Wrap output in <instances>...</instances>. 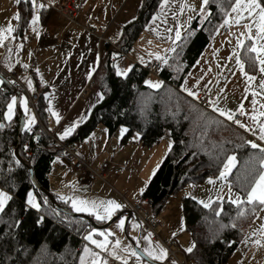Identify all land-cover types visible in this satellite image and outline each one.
I'll list each match as a JSON object with an SVG mask.
<instances>
[{
	"label": "trees",
	"instance_id": "16d2710c",
	"mask_svg": "<svg viewBox=\"0 0 264 264\" xmlns=\"http://www.w3.org/2000/svg\"><path fill=\"white\" fill-rule=\"evenodd\" d=\"M162 1L142 0L137 18L124 26L120 41L107 44V55L93 79V87L103 99L92 109L89 118L60 142L80 143L102 125L110 137L125 127L123 145L138 134L141 145L152 148L169 132L171 149L137 202L155 216L162 212L170 197L186 186H200L216 178L227 158L234 156L236 165L228 183L243 203L216 201L205 208L194 198L186 197L182 204L184 231L194 242L188 259L192 264H228L264 207L257 201L248 203L246 199L264 170L261 164L264 154L251 147L246 133L232 121L218 116L210 107H201L181 88L235 0H209L205 14L198 15L165 60L157 75L163 85L152 89L145 83L150 75L147 68L135 65L122 77L115 71L113 58L134 45ZM259 2L264 6V0ZM30 17V3L21 2L17 36L27 31ZM242 60L249 69L256 65L248 44L242 50ZM5 80L0 86V124L3 125L0 127V190L11 199L0 213V264H80L87 246L85 237L95 228L87 219L60 210L72 211V208L68 201L50 191L52 163L57 157H65L64 150L39 128L35 133L24 128L21 143L18 142L20 114L8 122L6 113L15 90L23 94L24 89L9 82L10 87ZM36 110L50 131L46 124L47 104L40 97ZM27 164L40 189L32 181ZM29 192L36 197L39 210L27 205Z\"/></svg>",
	"mask_w": 264,
	"mask_h": 264
},
{
	"label": "crops",
	"instance_id": "0c3cea01",
	"mask_svg": "<svg viewBox=\"0 0 264 264\" xmlns=\"http://www.w3.org/2000/svg\"><path fill=\"white\" fill-rule=\"evenodd\" d=\"M27 1L31 5L28 29L23 36H17L18 19L16 16H19V5ZM75 1L82 7L75 22H71L57 11L60 0H35V3L33 0H0V29L3 30L5 37L0 40V79L4 81L8 72L19 71L22 74L21 82L24 88L21 99L18 101L19 104L16 102L13 105L11 120L7 117L6 120L13 122L16 115L22 114L24 128L30 130L35 127L37 119L31 108L28 93H37L47 104L46 124L48 129L56 134V138L59 139L67 128L75 124L73 131L64 139L59 140L68 139L75 129L89 118L92 109L102 101V94L93 87V79L107 55V44L113 45L120 41L124 26L137 18L142 4V0ZM247 4L248 0H241V5L237 8L235 0L217 34L186 77L181 90L196 101L203 87L208 84L207 96L210 109L228 121L232 120H229L227 116H221L220 111L216 109L231 114L233 118L239 114L242 117L241 124L245 125L243 132L246 133L248 141L264 147V140L259 139L260 126L264 124V116L261 115L264 113V87H261L264 83V72L260 71L262 66L259 60L255 59L256 65L253 69L247 68L242 60V50L246 44L249 48L264 46V39H261L264 34L259 32V10L249 13ZM205 6L203 0H163L134 45L113 58L116 73L127 75L135 65L146 68L158 59L167 60L198 15L205 14ZM234 8L237 10L233 11ZM171 10H173L172 13H170ZM37 16L39 17L38 23L48 33L44 35L47 42L45 44H55L57 47L48 56H45L44 48H41L43 46L30 35V29L33 27L32 20ZM9 26L13 29L10 33L7 31ZM86 28H90L91 31ZM177 32L180 34L179 38H177ZM149 47L151 50L148 49ZM253 56L255 58L257 53H253ZM260 57L264 58V53H261ZM237 59L244 66L243 72ZM8 65H11V70ZM156 77L157 80L152 84L158 83L161 87L163 81L159 76L156 75ZM249 77L254 79L249 80ZM151 88L158 89L157 87ZM189 91L196 95L190 96ZM25 101H27V111ZM32 116L35 118V123L26 127L25 125ZM80 143L82 144L83 141ZM57 158L66 162L64 157ZM91 165L104 170L106 179L107 171L110 170L108 162L100 166ZM51 173L52 167L49 174L50 191ZM219 178L220 174L210 180L218 181ZM228 179L226 183L229 186ZM80 180L86 183L87 191L90 193L96 192L102 184L108 185L106 180L98 179L94 187L90 188L86 178ZM108 187L111 188L110 185ZM116 194L117 203L121 204L122 208L116 211L110 220L98 221L88 212H79L102 225L111 221L105 230L95 229L92 233L93 239L98 243H104L105 236H107V250L98 248L96 244L87 239H85V245L96 254L98 253L103 260L105 258L114 259L121 264L124 259L128 260V264H137L136 257L130 254V249L137 252L135 248L137 242H140V253L143 255L144 249L149 246L153 249H157L158 246L166 249L160 235V238H157L153 233L142 230L136 221L127 223L124 212L130 209L129 205L138 204L141 196L135 201L130 193L124 196ZM62 200L68 201L71 206L69 199ZM197 201L203 205L199 200ZM223 201L228 202L229 200ZM71 208L73 211L72 206ZM162 212L157 216L160 219ZM259 212L228 264H264V207ZM120 220L125 221L123 227L119 226ZM174 225L171 226L166 220L156 231L158 230L164 236V241L176 240L179 243L178 237L184 232V220L182 226L178 224L177 227H173ZM100 233L105 235H100ZM117 240L120 241L119 245L116 243ZM256 241L260 243L257 244ZM143 259L148 261V264L167 262V258L163 261L149 260L145 255Z\"/></svg>",
	"mask_w": 264,
	"mask_h": 264
},
{
	"label": "rangeland",
	"instance_id": "374dc122",
	"mask_svg": "<svg viewBox=\"0 0 264 264\" xmlns=\"http://www.w3.org/2000/svg\"><path fill=\"white\" fill-rule=\"evenodd\" d=\"M172 11L173 10H171L170 13H172ZM38 22L39 20L36 23L37 27L35 25L31 27L30 35L32 37H35L36 42L43 46L41 48H44L45 56H48V54L52 53L53 50L55 51L57 47L55 44H45L47 42L44 35H48V33L44 28L41 27L40 23ZM86 29L91 31L90 28ZM39 30L40 32H38ZM142 42H144V40ZM148 49H150V47ZM155 80H157L156 75L150 74L146 80V83H148L147 85L150 86L153 82H155ZM6 117L8 118V112L6 114ZM122 129L126 128L121 127L115 135L110 137L106 129L102 125H99L87 138V140H83L82 144L80 143V156L87 159H85L84 161L88 165L95 164L97 166H100L105 162H108L110 164V170L107 171V177L105 180L112 189L105 183L106 185L102 184V187L97 189L96 192H88L86 183L81 182L80 180H84L86 177L79 178L75 176L74 173L70 171L66 162L62 161L61 158H57L52 165V173L50 175L51 192L59 198L69 199L71 201V206L73 200H84L89 202L95 201L97 203H100L102 201L106 202L108 200H115L117 202V197L115 196L117 195L116 193L120 194L121 196L130 193L132 199L137 201L144 191L143 187H145V185L149 183L151 177L155 174L160 165L163 163L166 155L169 153L172 145L171 135L169 132H167L164 135L163 139L159 143H157V145L153 146L152 148H146L141 145L138 134L134 135L127 144L123 145L122 140L126 131H122ZM234 167L231 169L226 179L219 178L218 181L211 180V183L209 182V180L207 183L200 186L190 184L177 194L170 197L162 210V222L164 223L166 220H168L171 226L175 224L173 227H177L178 224H180L181 226L183 225L184 218L182 215V204L183 199L186 197H192L199 200L200 202L203 201L202 204H209V207L216 201H234L237 198L240 199V196L237 195V193H235L230 188L231 186H228L226 183ZM34 198L38 203L35 196ZM7 202L8 201H6V203ZM27 205L34 210H39L40 208H33L28 203ZM73 211L76 214H81L74 209ZM1 212L2 211H0V213ZM93 232L94 231H92L91 233ZM156 232L158 236L160 235L162 237L160 238L159 236L162 243L170 242V240L164 241V236L160 234L158 230ZM178 239L180 241L179 245L181 249L186 254H188L189 252L187 251V249H193L194 245L190 234L184 231L181 233V236L179 235ZM85 248L88 249V252L84 251ZM85 248L83 249V252L81 254V258H83V260L81 259L80 264H93V261L97 259L96 253L87 246H85ZM99 258L103 260L100 256ZM104 260L107 261V264H112V261L114 259L109 260L105 258Z\"/></svg>",
	"mask_w": 264,
	"mask_h": 264
},
{
	"label": "snow or ice",
	"instance_id": "6c2138e0",
	"mask_svg": "<svg viewBox=\"0 0 264 264\" xmlns=\"http://www.w3.org/2000/svg\"><path fill=\"white\" fill-rule=\"evenodd\" d=\"M209 0H203V3L207 5ZM33 3H35V0H33ZM237 8L241 5V0H236ZM43 7V5H41ZM247 9L249 13H255L257 10L259 15V32L264 34V6H262L259 2V0H248ZM237 9L234 8L233 11H236ZM16 19H19V16H16ZM39 17H34L32 20V24L35 25L38 21ZM11 26L8 27L7 31L10 33L12 32ZM35 31V29H34ZM177 38H179L180 34L177 32ZM5 37L3 35V30L0 29V40H3ZM261 39H264V35L261 36ZM242 43V42H241ZM250 51L253 53H257V56L255 59L259 60L260 65L262 66L260 71L264 72V58L260 57L261 53H264V46H261L260 48H257L255 46H252L250 48ZM237 63L240 64L241 71L243 72L244 66L242 63H240L239 59H237ZM9 70H11V65H8ZM26 67V66H25ZM126 75V73H120ZM247 75V73H245ZM254 79L253 77H249V80ZM4 81L0 79V84H3ZM29 86L31 87V83L29 82ZM152 87H160V84H151ZM261 87H264V83L261 84ZM190 96H195L196 93L189 91L188 93ZM17 98L12 97L11 103L8 105V119L11 120L12 118V108L13 105L16 103ZM25 110L27 111V101H25ZM217 111H220L221 116H227L229 120L233 119V116L231 114L225 113L223 110L216 109ZM53 115H56L53 113ZM262 116H264V113H261ZM255 119V117H253ZM59 120V117L57 116V121ZM237 124H240L239 120L235 121ZM32 123H35V118L31 117L26 127H29ZM241 127H245V125L240 124ZM0 127H3L2 124H0ZM75 127V124L72 127L67 128L61 135L60 139H64L66 136H68ZM122 131H127V129H122ZM260 140H264V124L260 126ZM252 148H258L262 154H264V147H261L260 145L253 143L249 141ZM236 158L234 156H230L227 158V162L224 164V170L220 172V178L226 179L228 174L230 173L231 169L235 166ZM262 166H264V159L261 160ZM212 182L211 180L209 181ZM143 191V190H141ZM11 196H9L6 192L0 191V211L4 209L6 201L10 200ZM254 201H258L259 204L264 205V171H262L259 174V178L256 180L255 185L251 188V191L247 193V202L253 203ZM234 204H241L243 201H241L239 198H237L234 201H231ZM27 203L31 205L34 208H39L40 205L35 201V198L31 192L27 194ZM203 203V201H201ZM72 207L77 212H88L89 215H94L95 218L98 221L103 220H110L113 216V214L120 210L122 208V205L117 203L115 200H108L106 202L102 201L100 203H97L95 201L89 202L84 200H73L72 201ZM204 207H209V204H204ZM219 215V212L216 213ZM125 221L120 220L119 226L123 227ZM234 226V225H233ZM100 235H105L104 233H100ZM87 240H91L93 244H96L98 248H102L107 250V236H105L104 243H98L96 240L93 239V234L90 233L88 236L85 237ZM117 245H119L120 241H116ZM257 244L260 243V241H256ZM194 247V245H193ZM85 252H88V249H84ZM188 252L192 251V248L187 249ZM130 254L133 257H136L137 264H148V261H145L142 256H140L134 249H130ZM144 255L149 258V260H159L163 261L167 258V250L164 249L161 246H158L157 249H153L150 246L144 249ZM97 259L93 261V264H107L106 260H101L99 258V254H96ZM83 260V258H81ZM123 264H128V260L124 259Z\"/></svg>",
	"mask_w": 264,
	"mask_h": 264
},
{
	"label": "built area",
	"instance_id": "2783aa9c",
	"mask_svg": "<svg viewBox=\"0 0 264 264\" xmlns=\"http://www.w3.org/2000/svg\"><path fill=\"white\" fill-rule=\"evenodd\" d=\"M81 5L77 4L75 0H60L59 6L57 7V11L66 19L75 22L77 16L81 11ZM102 39V38H101ZM165 60L163 58L158 59L152 63H150L146 68L148 72L152 75H158L160 70L164 67ZM22 74L19 71H12L6 74V78L10 83L14 84V87L23 88L21 82ZM207 87H203L200 95L197 97V103L201 107H209V99L207 96ZM24 89V88H23ZM29 101L31 104V108L35 114L37 119V123L35 127H32L29 132L35 133L39 128L40 131L48 134L51 139L64 150L65 153V161L70 171L74 173V175L78 177H86L88 181V186L93 188L95 182L99 180L105 181V171L91 165H88L84 159L80 156V143H72L66 145L60 142L59 139H56L55 133L48 131L44 125L42 124L36 110V103L39 100V95L37 93H28ZM239 120L240 124L242 121V117L239 114H236L232 119V123L240 129L242 132L244 128L237 124L235 121ZM260 152V150H259ZM261 153V152H260ZM262 154V153H261ZM146 202L151 203V200H147ZM132 211L131 221H136L142 228L147 232H151L155 235V237L159 238L156 233V229L161 226V219L153 214L150 209L143 208L140 205H130V209ZM164 246L168 253V261L165 264H192V262L188 259L187 254L181 249L179 243L176 240H170V242L164 243ZM135 248L140 250V242L135 244ZM112 264H121L120 262L114 260Z\"/></svg>",
	"mask_w": 264,
	"mask_h": 264
},
{
	"label": "water",
	"instance_id": "95a60500",
	"mask_svg": "<svg viewBox=\"0 0 264 264\" xmlns=\"http://www.w3.org/2000/svg\"><path fill=\"white\" fill-rule=\"evenodd\" d=\"M6 83L12 87V85L9 83V81L5 80ZM15 97L17 98V103L19 104L18 101H20L21 99V93L18 91V90H15ZM20 119H21V122H20V126H19V141L21 143V137H22V133H23V129H24V117L22 114H20ZM17 155H18V151L16 152ZM27 167L29 168V171H30V174H31V178H32V181L34 182L35 186L40 189L38 183L36 182L35 178H34V175H33V170L31 168V166L29 164H27ZM51 196V195H50ZM52 197V200L55 202V199ZM57 206V205H56ZM57 208H59V206H57ZM62 211H64L65 213H67L68 215H71V216H74V217H77V218H83V219H87L90 224L96 229V230H100V231H103L105 230L110 224L111 222H109L108 224H105V225H98L96 224L92 218L88 217V216H85V215H81V214H76L72 211H65L63 209H60ZM124 215L127 217V223L131 222V216H132V211L131 210H128V211H125L124 212ZM137 252H139V255L144 257V255L142 253H140V250H137Z\"/></svg>",
	"mask_w": 264,
	"mask_h": 264
}]
</instances>
